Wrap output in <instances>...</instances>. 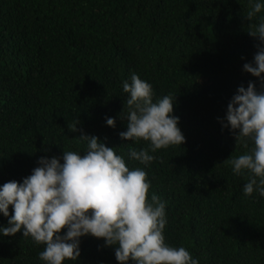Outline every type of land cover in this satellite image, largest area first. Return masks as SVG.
Returning a JSON list of instances; mask_svg holds the SVG:
<instances>
[{
	"label": "trees",
	"instance_id": "1",
	"mask_svg": "<svg viewBox=\"0 0 264 264\" xmlns=\"http://www.w3.org/2000/svg\"><path fill=\"white\" fill-rule=\"evenodd\" d=\"M250 10L249 0H0V186L22 182L41 157L83 152L81 131L115 147L130 169L144 168L127 150L148 142L119 136L122 83L135 73L152 84L154 102L175 97L185 136L150 153L145 168L148 198L166 202L165 242L199 264H264V197L245 196L247 175L228 163L253 145L220 123L239 86L260 89L243 71L260 43L249 31L264 17L248 19ZM9 217L0 214V226ZM79 248L63 264H118L103 238L83 236ZM43 249L22 232L0 237V264H43Z\"/></svg>",
	"mask_w": 264,
	"mask_h": 264
},
{
	"label": "clouds",
	"instance_id": "2",
	"mask_svg": "<svg viewBox=\"0 0 264 264\" xmlns=\"http://www.w3.org/2000/svg\"><path fill=\"white\" fill-rule=\"evenodd\" d=\"M249 4L248 19L264 10V0ZM249 34L260 43L243 71L258 78L260 89L251 81L246 88L239 86L220 123L234 133L236 142L253 145L228 163L233 174L247 175L245 196L264 197V17ZM122 88L128 94L127 113L120 114L127 130L119 136L123 141L148 142L147 148L130 145L127 150L128 158L144 168L130 169L115 147L81 131L79 138L87 143L83 152L63 150L61 157H41L22 182L0 186V214L9 217L10 205L13 210L7 226H0V237L22 232L44 245L38 253L43 264L76 261L80 238L86 235L103 238L106 247H114L118 264H199L185 247L165 242L166 202L156 194L148 198L151 182L145 168L155 159L150 153L185 142L179 117L173 114L175 97L164 95L154 102L152 84L135 73ZM105 123L114 128L116 121L106 117ZM76 124L69 131H78Z\"/></svg>",
	"mask_w": 264,
	"mask_h": 264
}]
</instances>
